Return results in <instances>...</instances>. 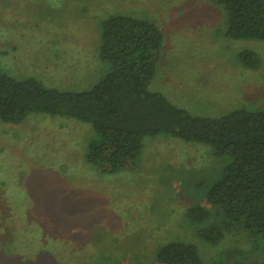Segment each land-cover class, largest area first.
I'll return each instance as SVG.
<instances>
[{
	"label": "rangeland",
	"instance_id": "374dc122",
	"mask_svg": "<svg viewBox=\"0 0 264 264\" xmlns=\"http://www.w3.org/2000/svg\"><path fill=\"white\" fill-rule=\"evenodd\" d=\"M113 14L160 27L149 89L176 107L202 117L264 108V67L239 59L246 50L264 59V40L228 37L224 11L210 0H0V67L62 90L90 89L110 70L99 44ZM100 140L69 117L0 121V264H159L156 251L172 240L195 243L205 264L232 247L264 257V238L239 233L212 245L187 215L208 206L230 157L160 134L144 137L136 164L108 173L85 160Z\"/></svg>",
	"mask_w": 264,
	"mask_h": 264
},
{
	"label": "trees",
	"instance_id": "16d2710c",
	"mask_svg": "<svg viewBox=\"0 0 264 264\" xmlns=\"http://www.w3.org/2000/svg\"><path fill=\"white\" fill-rule=\"evenodd\" d=\"M224 11L226 35L264 40V0H210ZM163 33L153 21L113 14L102 22L99 58L110 70L87 90L46 86L16 78L0 67V121L19 124L29 115L74 118L90 124L101 140L91 142L85 160L108 173L136 164L146 136L170 135L214 148L230 157L205 202L187 215L201 238L217 245L239 233L264 238V108L240 107L218 117L192 115L149 85L156 74ZM250 69L264 67L253 51L239 54ZM210 264H264L251 251L227 248ZM260 256V255H256ZM159 264H205L198 246L172 240L156 251Z\"/></svg>",
	"mask_w": 264,
	"mask_h": 264
}]
</instances>
